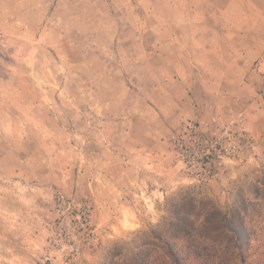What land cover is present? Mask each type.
I'll use <instances>...</instances> for the list:
<instances>
[{
  "label": "rangeland",
  "instance_id": "rangeland-1",
  "mask_svg": "<svg viewBox=\"0 0 264 264\" xmlns=\"http://www.w3.org/2000/svg\"><path fill=\"white\" fill-rule=\"evenodd\" d=\"M195 7L0 0V264H122L168 203L251 197L264 132L181 75Z\"/></svg>",
  "mask_w": 264,
  "mask_h": 264
},
{
  "label": "crops",
  "instance_id": "crops-1",
  "mask_svg": "<svg viewBox=\"0 0 264 264\" xmlns=\"http://www.w3.org/2000/svg\"><path fill=\"white\" fill-rule=\"evenodd\" d=\"M193 1L197 7L192 12L200 11L202 17L215 21L186 30L194 37L201 35L199 41L194 37L185 45L176 41L187 56L181 75H200L202 100L207 105L218 103L221 114L229 109L243 111L252 129L263 133L264 81L259 72L264 67V0Z\"/></svg>",
  "mask_w": 264,
  "mask_h": 264
},
{
  "label": "trees",
  "instance_id": "trees-1",
  "mask_svg": "<svg viewBox=\"0 0 264 264\" xmlns=\"http://www.w3.org/2000/svg\"><path fill=\"white\" fill-rule=\"evenodd\" d=\"M166 207L151 240L122 264H264V169L251 197L225 210L192 195ZM147 246L154 248L152 263Z\"/></svg>",
  "mask_w": 264,
  "mask_h": 264
},
{
  "label": "built area",
  "instance_id": "built-area-1",
  "mask_svg": "<svg viewBox=\"0 0 264 264\" xmlns=\"http://www.w3.org/2000/svg\"><path fill=\"white\" fill-rule=\"evenodd\" d=\"M262 77L264 78V68L261 71Z\"/></svg>",
  "mask_w": 264,
  "mask_h": 264
}]
</instances>
